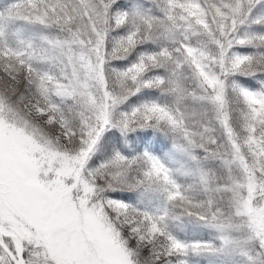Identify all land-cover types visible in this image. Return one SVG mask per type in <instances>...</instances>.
Returning a JSON list of instances; mask_svg holds the SVG:
<instances>
[{"label": "snow or ice", "instance_id": "6c2138e0", "mask_svg": "<svg viewBox=\"0 0 264 264\" xmlns=\"http://www.w3.org/2000/svg\"><path fill=\"white\" fill-rule=\"evenodd\" d=\"M0 264H264V0L0 3Z\"/></svg>", "mask_w": 264, "mask_h": 264}, {"label": "rangeland", "instance_id": "374dc122", "mask_svg": "<svg viewBox=\"0 0 264 264\" xmlns=\"http://www.w3.org/2000/svg\"><path fill=\"white\" fill-rule=\"evenodd\" d=\"M5 0H0V2H4Z\"/></svg>", "mask_w": 264, "mask_h": 264}, {"label": "trees", "instance_id": "16d2710c", "mask_svg": "<svg viewBox=\"0 0 264 264\" xmlns=\"http://www.w3.org/2000/svg\"><path fill=\"white\" fill-rule=\"evenodd\" d=\"M5 2V1H4ZM0 3H3V2H0Z\"/></svg>", "mask_w": 264, "mask_h": 264}]
</instances>
